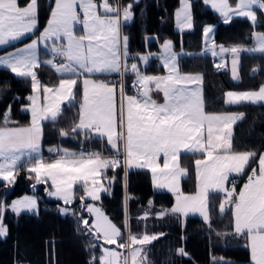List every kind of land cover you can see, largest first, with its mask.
<instances>
[{"label":"snow or ice","instance_id":"snow-or-ice-1","mask_svg":"<svg viewBox=\"0 0 264 264\" xmlns=\"http://www.w3.org/2000/svg\"><path fill=\"white\" fill-rule=\"evenodd\" d=\"M179 3L176 25L181 31L191 29L190 0ZM203 3L219 14L225 24L234 17L246 18L251 23V46L219 45V52L214 42L209 46L213 27L203 29L204 51L213 57L220 56L218 69L226 67L224 57L230 54L232 79L238 80L242 53L264 55V32L256 30L264 16V0H235V4L232 0H203ZM38 8V0H25L23 7L19 0H0V45L34 33L38 29ZM132 9L131 3L122 5L110 0H54L40 35L23 47L0 54V66L15 77L30 79L32 89L26 97L28 106L22 108L31 113L27 126L11 120V105L0 115V181L14 184L19 169L25 167L30 178L34 174L36 184L50 181L47 194L65 205L73 202L76 190L82 187L79 199L89 218L81 216L80 222L86 234L98 241L102 239L104 245H116V248L101 246L98 260L93 256L89 264H151L144 246L163 234H134L126 216L124 230L128 238L120 242L124 232L94 203L101 199V193L109 191L116 179L115 175L107 176L108 169L115 173L123 166L125 176L131 168L147 169L152 174L154 188L167 189L175 196L172 208L161 210L157 218L198 213L211 230V203L220 197L219 212H231L234 231L230 234L246 240L250 264H264V152L238 151L233 144V126L243 119L244 113L206 111L203 77L181 73L171 41L163 43L159 54H136L145 65L156 55L165 75L145 74L136 62L129 65L128 37L122 35V27L133 18ZM78 26L82 32L78 33ZM40 44L50 45L52 59L39 60ZM42 63L60 75L58 85H41L35 70ZM257 70L254 68L253 72ZM129 72L134 76L132 95L124 82ZM112 73L120 75L119 87L117 82L102 78ZM81 77L78 122L71 132L86 136L91 133L106 140V150L113 154L50 148L49 152H55L56 156L45 159L41 155L42 122L55 123L61 117V105L76 99ZM153 93L161 94L163 102H158ZM262 102L264 85L258 90L224 93L225 105ZM60 135L69 133L61 130ZM182 154L201 157L194 160L196 183L192 194L181 190L182 179L189 176V169L181 165ZM244 175L247 179L237 191L233 177ZM89 199L93 203H88ZM36 204V199L29 196L14 200L11 205L0 202V237L7 235L3 219L8 210L19 215L23 210L33 211ZM60 211L66 214L68 208ZM149 215L145 212L138 219H147ZM177 254L186 255L182 248L177 249ZM213 260L216 264V258Z\"/></svg>","mask_w":264,"mask_h":264},{"label":"trees","instance_id":"trees-1","mask_svg":"<svg viewBox=\"0 0 264 264\" xmlns=\"http://www.w3.org/2000/svg\"><path fill=\"white\" fill-rule=\"evenodd\" d=\"M234 1V0H232ZM38 29L18 41L0 46V53L20 44L37 34L45 24L51 0H38ZM121 3L133 5V18L126 22L122 31L128 37L130 58L148 50H158L159 43L170 37L175 49L183 48L189 52L178 56L179 69L184 72H200L203 77V96L206 111H238L244 113L243 119L233 126L235 150L264 151V102L258 104L225 105L224 93L227 89H253L264 83V55L260 53H242L239 67V79L233 80L229 68H217L210 53L199 50L203 42L204 24L215 23L214 40L218 44L244 46L251 43L249 39L253 28L246 18L234 17L227 24L211 7L204 5L203 0H190L193 27L183 31L174 26V9L179 0H121ZM258 30L264 29V16L261 17ZM154 33L155 37L146 40V34ZM48 57L49 52L42 50ZM43 62V61H41ZM258 69L253 72V69ZM162 66L157 64V57H151L145 66L146 71H158ZM37 74L42 83H54L60 75L47 65L41 64ZM132 74H128L129 77ZM76 99L72 103L62 104V115L54 123L43 122L42 145L45 154H50L47 147L62 145L77 151L107 153L106 140L89 133H72L77 122L81 97V82L77 86ZM31 92L30 79L15 77L10 70L0 66V115L11 105V120L25 123L29 120V111H22V105ZM19 97V99H17ZM69 135L61 136L60 131ZM90 137V138H89ZM197 156H181V164L189 169V176L182 179L184 191L195 190L194 159ZM255 166V162H253ZM251 167L247 169L249 171ZM112 171V169H109ZM116 179L112 191L103 194L101 204L110 217L124 232V221L128 213L131 232L134 234H163L159 239L147 245L151 264H214L212 254H222L231 258L228 262L216 264H250V253L243 237L232 235L231 212H219L220 197L212 200V229L204 224L202 218L190 214L182 219L181 214H172L157 218V213L166 210L173 203V194L167 190H156L152 186L150 171L131 168L124 182V167L115 171ZM33 177L21 167L15 183L6 185L0 181V200L6 201L19 193L34 190ZM47 184H37L36 191L44 197L39 199L40 208L36 213L21 212L19 215L8 210L4 216L7 235L0 237V264H87L84 250L87 237L76 228L77 217L69 213L62 214L59 209L61 200L47 198L44 189ZM128 195L126 197V193ZM81 188L77 189V196ZM79 197L72 205L79 211ZM151 202V206H150ZM150 211H148V208ZM145 212L147 219H138ZM84 214H86L84 212ZM221 233V235H217ZM184 249L186 255H178V248ZM93 248V247H92ZM96 255L101 252L94 247Z\"/></svg>","mask_w":264,"mask_h":264},{"label":"rangeland","instance_id":"rangeland-1","mask_svg":"<svg viewBox=\"0 0 264 264\" xmlns=\"http://www.w3.org/2000/svg\"><path fill=\"white\" fill-rule=\"evenodd\" d=\"M110 2H113V3H116L115 1H113V0H110ZM233 2V4H235V0L234 1H232ZM19 3H20V1H19ZM54 3V2H53ZM20 6L21 7H23L24 6V4H21L20 3ZM210 7V6H209ZM50 13V12H49ZM48 18H49V15H48ZM48 18H47V20H48ZM47 20H46V22H47ZM45 22V26H46V23ZM44 26V25H43ZM44 26V27H45ZM44 27L43 28H41V30L40 31H43V29H44ZM81 28H80V26H78V33L79 32H81V30H80ZM257 31H261V32H264V29L263 30H258V29H256ZM39 31V32H40ZM122 35L123 36H125L123 33H122ZM34 39H36V37L34 38ZM171 41L172 42V44H173V41H172V39L170 38V37H165L160 43H159V45H160V50H161V46L163 45V43L165 42V41ZM31 42V41H30ZM30 42H28V43H30ZM27 43V44H28ZM26 45V44H25ZM24 46V45H23ZM23 46H20V47H23ZM43 46L45 47V48H48V47H46L44 44H43ZM20 47H18V48H20ZM38 50H39V48H38ZM173 50H175L174 49V47H173ZM176 50H178V49H176ZM12 51H14V50H12ZM3 52H6V51H3ZM2 52V53H3ZM11 52V51H10ZM38 53L39 52H37V55H38ZM1 54V53H0ZM140 54H143V53H140ZM45 60H47L43 55H41V61H45ZM133 62H136V63H138L137 62V60H135V59H129L128 60V64L130 65L131 63H133ZM36 72H37V70H35ZM159 71H157V72H147V73H145V74H148V75H165L166 73H158ZM183 74H193V75H195V74H201L200 72H197V71H194V72H186V73H183ZM37 77H38V79L40 80V78H39V76H38V74H37ZM61 78V77H60ZM59 78V79H60ZM40 82H41V80H40ZM58 83H59V80L58 81H56V82H54V83H42L41 82V85L42 86H49V87H52V86H55V85H58ZM261 85H264V83H262ZM261 85H259L257 88H253V89H239V91H236V92H241V91H248V90H258V88L261 86ZM202 90H203V87H202ZM129 92H131V91H129ZM32 93V89H31V92H30V94ZM132 93V92H131ZM29 94V95H30ZM133 94V93H132ZM132 94H130V95H132ZM28 104H29V102H27V103H25L24 105H22V107L23 108H25V107H27L28 106ZM62 106V105H61ZM30 121H31V113H30V116H29V120L27 121V122H25V123H18L20 126H27L29 123H30ZM42 138H43V122H42ZM50 148H59V149H67V150H69V151H71V152H76V153H79V152H81V150H79V151H77V150H75V149H72V148H70V147H66V146H62V145H50V146H48L47 147V150L49 151V149ZM85 152V151H84ZM41 155L45 158V159H48V160H51V159H53V158H55V156H56V153L55 152H50V154H45L44 153V151H43V145H42V139H41ZM105 156H110L109 154L108 155H105ZM196 159V158H195ZM194 159V160H195ZM25 168V167H24ZM113 175H115V173H113V171H109V169L107 170V176L110 178V177H112ZM32 177H33V182H34V184L33 185H35V187H33L34 188V190H31V191H25V192H22V193H19V194H16V195H14V196H12L10 199H9V201H6L4 198H2L1 200H0V202H2V203H6L7 205H11L12 204V202L14 201V200H17V199H21V198H23V197H25V196H29V197H34L35 199H36V201H37V204H36V208L33 210V211H31V212H29V211H27V210H23L22 212H29V213H36V212H38L39 211V208H40V203H39V199L40 198H42V197H44L42 194H40L39 192H37L36 191V186H37V184H36V182H35V178H34V174H32ZM196 181V180H195ZM124 182L126 183V176H125V169H124ZM50 181L48 182V184H47V186L45 187V189H44V194H45V197H47V198H55V199H57L56 197H54V196H50V195H48L47 194V192H46V188H49L50 189ZM113 183V182H112ZM112 183H111V185H110V188H109V191L108 192H103V193H101V197H102V195L103 194H109V193H111V191H112ZM152 185H153V183H152ZM181 190L183 191V192H185L183 189H182V181H181ZM195 192V190H193V191H191V192H186V194H192V193H194ZM126 193V197H127V195H128V192L126 191L125 192ZM83 194V189H82V187H81V193L79 194V196H77L76 197V195H77V190H76V192H75V199L74 200H76L78 197L80 198V196ZM60 200V199H59ZM73 200V201H74ZM62 201V200H61ZM88 203H93V201H91L90 199L88 200ZM97 206H99V207H101L102 208V210L105 212V214L117 225V226H119L111 217H110V215L105 211V209H104V207L102 206V204H101V199L99 200V201H96V202H94ZM174 203H175V196H174V202H173V204H172V206L174 205ZM78 204L80 205L79 206V211L78 212H76L75 210V208H74V206L72 205V203L71 204H69V205H65L64 204V202L62 201V203L59 205V209H62V208H65V207H67L68 208V212L67 213H69V214H71V215H74L73 213H76L74 216H76L77 217V220H79V223H76V228L77 229H81V232L82 233H84V235L87 237V241H86V243H85V247H84V250H85V252H86V258H87V264H89V261H90V259L93 257V256H96V252H94L93 250H91V248L92 247H90V245H92V244H95V245H97V247H99L100 248V250H101V246H103V247H110V248H116V245H104L103 244V240L101 239V240H95V239H93V237L91 236V235H88V234H86V231H85V229H84V226H83V224L80 222V217L81 216H83L84 218H89V214L84 210V209H82V207H81V202H80V199L78 200ZM148 208V207H147ZM150 208V207H149ZM149 208H148V211H150L149 210ZM61 212V211H60ZM84 212L86 213V214H84ZM126 216H127V219H128V213H126ZM182 219H185V218H183L182 217ZM3 223H4V221H3ZM4 225L6 226V224L4 223ZM6 228H7V226H6ZM123 231V230H122ZM133 233V232H132ZM143 234H145V233H142V234H139V235H143ZM146 234H148V233H146ZM150 235V234H149ZM152 235V234H151ZM127 238H128V233H127V231H125L124 230V235H123V239L120 241V242H126L127 241ZM144 248H145V250L147 251V245H145L144 246ZM181 248V247H180ZM93 249V248H92ZM120 251H123V250H120ZM100 253L101 252H99V255H100ZM211 262H214V260H213V258H216V262H228V261H231L232 259L231 258H229V257H227V256H224V255H222V254H212L211 255ZM148 259L150 260V257H149V255H148ZM151 261V260H150Z\"/></svg>","mask_w":264,"mask_h":264},{"label":"crops","instance_id":"crops-1","mask_svg":"<svg viewBox=\"0 0 264 264\" xmlns=\"http://www.w3.org/2000/svg\"><path fill=\"white\" fill-rule=\"evenodd\" d=\"M20 1V3L21 4H24L25 5V0H19ZM52 1V5L54 4L53 2H54V0H51ZM120 4H122V5H127V4H130V3H121L120 2ZM191 4V3H190ZM180 7V3H178V5L175 7V9H174V26H175V28L176 29H178V30H180L178 27H177V25H176V20H175V12H176V10L178 9ZM191 12H192V9H191ZM47 23V22H46ZM44 26H45V24H44ZM43 26V27H44ZM205 26H212L213 27V32L210 34V36H209V41H210V44H209V46H211V42H214V44L217 46V48H216V50H217V52H219V45H224V46H226V47H232V46H239V45H226V44H218V43H216L215 42V40H214V30H215V23H213V22H207V23H205L204 24V27ZM42 27V28H43ZM41 30V29H40ZM81 30V32H82V29H80ZM185 30V29H184ZM41 32V31H40ZM40 32H38L37 34H35V35H33L32 37H30L29 39H27L26 41H24V42H22V43H20V44H16V45H14V46H12V47H10V48H8L7 50H6V52H10V51H12V50H15L16 48H18V47H20V46H23V45H25V44H27L28 42H30L31 40H33L35 37L37 38L39 35H40ZM122 33H123V31H122ZM31 33H29V34H26L25 36H28V35H30ZM124 34V33H123ZM125 36H127L126 34H124ZM24 36V37H25ZM155 37V34L154 33H148V34H146V40H149V39H152V38H154ZM13 42V41H12ZM252 41H251V43H249V44H246V45H244V46H251L252 45ZM0 46H3V45H0ZM49 47H50V45H49ZM173 47H174V45H173ZM38 48H39V50H38V58H39V60L41 61V55H42V50L43 51H46V52H49L48 51V48H45L44 46H43V44H40L39 46H38ZM204 48H205V43H204V36H203V42H202V47H201V49L199 50V52H202V53H210V52H205L204 51ZM175 49V48H174ZM160 45H159V49L158 50H148V51H145V52H141V53H143V54H147V53H153V54H159L160 53ZM6 52H3V53H1V54H4V53H6ZM174 52H176L177 54H178V56L180 55V54H183V53H187V52H189V51H187V50H185V49H183V48H180V49H178V50H174ZM138 54H140V53H138ZM211 54V53H210ZM152 57H157L156 55H153ZM213 57V56H212ZM46 59H47V57H45ZM151 58V57H150ZM214 58V64L215 65H217V64H219V63H221V58H220V56H216V57H213ZM129 59H135V60H137V62H138V65H139V67H140V69H141V71H143L144 73H147V72H150V71H146L145 70V64H143V63H141L140 61H139V57H138V55L135 57V58H129ZM149 62H150V60H149ZM224 62L226 63V67L225 68H229L230 70H231V56H230V54H225V57H224ZM157 64L158 65H161L162 66V63H161V61L157 58ZM178 66H179V64H178ZM159 72L158 73H166L165 72V70H164V68H163V66H162V69L161 70H158ZM181 71V70H180ZM152 72H157V71H152ZM181 73L183 74V73H186V72H184V71H181ZM114 74H116V73H112V74H108V75H105L104 77H102L103 79H106V80H108V81H112V82H117V87H119V83H118V81L117 80H115V79H107L106 77H109V76H112V75H114ZM232 74V73H231ZM82 80H83V77H81L80 78V82H81V91H82ZM239 91V89H227L225 92H227V91ZM127 92H128V94H132L131 92H129V90H127ZM153 97L155 98V99H157V101L158 102H163V100H162V95L161 94H158V93H153ZM80 99H81V97L79 98V100H78V104L80 103ZM29 102V101H28ZM208 112H210V113H240V112H238V111H208ZM29 114H30V111H29ZM77 122H78V120H77ZM76 122V123H77ZM238 151H245V150H238ZM264 152V151H263ZM112 155L113 153H112V151H109V152H107V153H103V155ZM195 158H201V157H199V156H197V157H195ZM123 160V157L121 156V161ZM160 163L162 164L163 163V160H162V158H161V160H160ZM182 165V164H181ZM183 166V165H182ZM150 175H151V182H152V174H151V172H150ZM243 184H244V182H242L241 184H239V186H238V188H237V191H239V188L240 187H242L243 186ZM153 186V185H152ZM153 188H154V186H153ZM154 189H156V190H167V189H157V188H154ZM188 193V192H191V191H185V193ZM173 202H174V195H173ZM173 204V203H172ZM172 208V205L169 207V208H167V209H171ZM190 214H196V215H199L198 213H189L188 215H190ZM187 215V216H188ZM183 218H185V217H187V216H185V215H181ZM200 216V215H199ZM100 255H101V253H100ZM99 254L98 255H96L95 257L97 258V260H98V258H99V256H100Z\"/></svg>","mask_w":264,"mask_h":264},{"label":"built area","instance_id":"built-area-1","mask_svg":"<svg viewBox=\"0 0 264 264\" xmlns=\"http://www.w3.org/2000/svg\"><path fill=\"white\" fill-rule=\"evenodd\" d=\"M113 1L118 2V3L121 2V0H113ZM52 58H53V57L51 56V54H50V52H49V55H48L47 59H52ZM57 59H59V58H57ZM128 74H131V73L129 72V73L125 74V76H124V82H125L126 90H129V91H131L133 94H135V88L132 87V81H133V79H134V76H133V75H130L129 77H127ZM106 78H107V79H115V80H117L118 82H119L120 79H121L120 75L117 74V73L114 74V75H112V76L106 77ZM250 171H251V169H250L248 172H250ZM233 178L235 179V181H236V186H237V188H238L239 184H241L242 182H245V181H246L247 176H246V175H244V176H238V177L234 176ZM229 186H230V185H229Z\"/></svg>","mask_w":264,"mask_h":264}]
</instances>
